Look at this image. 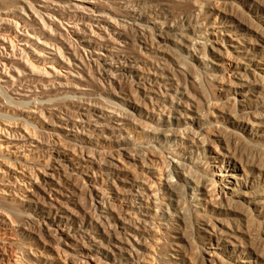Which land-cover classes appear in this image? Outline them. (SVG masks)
Listing matches in <instances>:
<instances>
[{
    "label": "bare ground",
    "instance_id": "bare-ground-1",
    "mask_svg": "<svg viewBox=\"0 0 264 264\" xmlns=\"http://www.w3.org/2000/svg\"><path fill=\"white\" fill-rule=\"evenodd\" d=\"M11 122L24 256L264 264V0H0Z\"/></svg>",
    "mask_w": 264,
    "mask_h": 264
},
{
    "label": "rangeland",
    "instance_id": "rangeland-1",
    "mask_svg": "<svg viewBox=\"0 0 264 264\" xmlns=\"http://www.w3.org/2000/svg\"><path fill=\"white\" fill-rule=\"evenodd\" d=\"M12 98L15 102L19 99V97L15 95H13ZM29 122L31 123L30 119ZM27 126L28 124L22 126L20 123L14 122L8 125H0L1 128L14 133L23 131ZM0 146V199H5L6 201L13 200V202H16V199H21L19 190L25 188L30 174L26 172L23 167H28L27 162L32 156L28 148L27 150L18 151L12 146L4 145V141H0ZM155 179H153V181L159 185L158 181ZM19 239L20 238L16 236L15 231L11 227H0V264H42L39 260L40 257L38 253L33 257L26 254L25 256L23 255L24 249L26 251V244L28 243L19 242ZM45 240L50 241L49 239ZM47 248L46 252H49L50 255H53L55 251L61 263L70 264V259L64 254L65 252L67 253L68 250L63 245L57 244V242H50ZM19 249H21L22 252ZM74 264L86 263L78 260Z\"/></svg>",
    "mask_w": 264,
    "mask_h": 264
}]
</instances>
